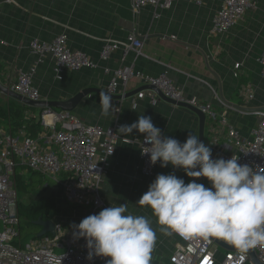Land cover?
<instances>
[{
    "label": "crops",
    "instance_id": "crops-1",
    "mask_svg": "<svg viewBox=\"0 0 264 264\" xmlns=\"http://www.w3.org/2000/svg\"><path fill=\"white\" fill-rule=\"evenodd\" d=\"M250 1L252 6L236 26L212 35V17L219 4L211 1L197 5L177 0L166 9L144 6L135 12L132 0H0V106L5 108L15 99L4 92L7 83L36 62L31 78L41 100H70L89 88L91 92L71 110L80 120L103 127L117 123L118 129L135 122L139 115H147L164 135L183 142L190 133L197 135L198 130L196 115L187 109L163 100L152 104L148 97L132 95L120 98L118 115L111 111L104 115L99 94L105 91L114 69L129 65L143 74L166 72L186 95L211 103L216 112L227 110L221 102L243 104L238 95L240 84H251L255 91L248 103L251 108L264 106V78L257 62L264 50V0ZM132 32L143 41L140 52L124 53L118 48L107 59L100 58L105 42H123ZM61 34L71 49L85 52L95 66L63 70L61 78H56L52 56L39 59L30 52L31 39L49 42ZM236 62L240 63L238 77L233 76ZM141 86V80L132 77L125 87L126 94ZM229 119L238 127L244 122L240 130L244 135L248 133L250 123L244 117L231 113ZM117 129L115 150L107 160L100 187L106 207L127 203L129 208L136 203L138 192L147 191L146 186L138 185L139 178L147 180L154 174L172 171L185 174L171 165L161 168L158 162L153 175L143 176L137 139L144 134L133 130L122 136ZM68 205L75 215L71 224L103 209ZM167 236L172 252L173 237Z\"/></svg>",
    "mask_w": 264,
    "mask_h": 264
},
{
    "label": "built area",
    "instance_id": "built-area-1",
    "mask_svg": "<svg viewBox=\"0 0 264 264\" xmlns=\"http://www.w3.org/2000/svg\"><path fill=\"white\" fill-rule=\"evenodd\" d=\"M177 0H132V9L136 12L144 6L159 9L169 8ZM197 5L207 1L219 4L212 17L211 34H220L238 24L245 11L252 6L250 0H188ZM143 41L135 32L128 34L123 42L107 41L100 51V58L105 60L111 53L121 48L140 52ZM31 53L39 59L46 55L54 60L53 71L56 78H61L63 70H79L94 67L95 62L83 51L73 50L67 44L65 35H58L49 42L31 39L28 43ZM39 61V60H38ZM257 62L260 75L264 78V50ZM239 62L234 64L233 76L238 77ZM33 63L29 71H19L6 88L30 100H41L39 91L32 84ZM132 77H138L143 85L156 87L166 98L201 110L205 115L204 136L206 145L211 147L213 158L239 157V163L251 167H264V109L251 108L248 103L254 98L251 84H240L238 95L242 99L238 109L223 102L226 111L216 112L212 104L194 96H188L167 75L143 74L132 66L123 65L111 72L105 91L112 95H123L125 87ZM121 89V90H119ZM137 98L148 97L152 104L161 99L152 89L138 91ZM113 115L120 112V99L113 98ZM38 119L42 130L37 136H30L23 129L12 134L0 126V264H106L108 257L92 256L84 238L74 236L73 224L68 226L53 220L54 234H45L23 244L19 235L17 215L18 191L12 180L14 168L24 166L26 170L39 172L60 188L62 198L67 204H74L94 209L104 207L100 187L102 175L116 143L118 124L100 126L80 120L71 110H54L41 107ZM241 117H253L254 122L244 135L237 123L230 121L229 114ZM140 157V172L143 176L153 175L157 164L150 163L144 145V135L137 139ZM158 163V162H157ZM210 187V182L205 177ZM24 194V193H22ZM31 194V193H30ZM78 224V223H75ZM173 247L167 264H239L238 250L228 249L212 238L198 236L185 238L172 233ZM217 239V238H216ZM219 240V239H218ZM221 241V240H220ZM223 242V241H222ZM225 243V242H223ZM226 244V243H225ZM219 247L224 252L219 251ZM256 258L264 263V249H252ZM244 264H253L250 253L246 254Z\"/></svg>",
    "mask_w": 264,
    "mask_h": 264
},
{
    "label": "clouds",
    "instance_id": "clouds-1",
    "mask_svg": "<svg viewBox=\"0 0 264 264\" xmlns=\"http://www.w3.org/2000/svg\"><path fill=\"white\" fill-rule=\"evenodd\" d=\"M102 112L113 107L112 96L101 91ZM123 136L133 130L144 134L143 154L161 168L182 169L188 177H205L210 187L175 174L158 173L136 203L151 208L156 222L167 234L217 238L240 253L244 264L249 250L264 249V167L239 163L238 156L213 158L211 147L190 133L186 140L166 136L151 116L139 115L118 129ZM74 236L84 238L93 255L108 257L106 264H151L156 231L151 221L133 215L127 203L103 208L73 224Z\"/></svg>",
    "mask_w": 264,
    "mask_h": 264
},
{
    "label": "trees",
    "instance_id": "trees-1",
    "mask_svg": "<svg viewBox=\"0 0 264 264\" xmlns=\"http://www.w3.org/2000/svg\"><path fill=\"white\" fill-rule=\"evenodd\" d=\"M42 109L41 107L28 105L16 99H11L5 108L0 106V126L12 134L23 129L30 136H37L42 130V126L38 119V114ZM52 109L60 110L59 108ZM27 112H30L31 115H27ZM22 171H24V166L17 165L12 175V180L19 193L30 194L50 180L33 170H26L25 173ZM58 189L60 190V188ZM55 211L56 201L50 196H40L35 202L26 204L18 201L17 215L19 218V235L22 230V221L30 224L38 218L52 220Z\"/></svg>",
    "mask_w": 264,
    "mask_h": 264
},
{
    "label": "rangeland",
    "instance_id": "rangeland-1",
    "mask_svg": "<svg viewBox=\"0 0 264 264\" xmlns=\"http://www.w3.org/2000/svg\"><path fill=\"white\" fill-rule=\"evenodd\" d=\"M245 121L248 120L250 123L247 127L250 128V126L254 122L253 117L245 116ZM245 123L242 122V124L239 125L240 127H244ZM241 129V128H240ZM205 140V144H206ZM157 174H154L151 178L147 180L138 179V185L146 186V189H148L149 184L155 179ZM179 177L184 178L185 182L187 183L190 177H188L186 174H176ZM197 182L205 184L206 187H208V184L205 180L197 179ZM101 192V190H100ZM142 193L138 192L137 195V201L141 197ZM40 196H50L55 199L56 201V211L52 216V220H56L64 224L65 226H68L71 224L72 221L75 220L74 211L71 208V205L65 204L62 201V196L59 194V189L55 186L54 182L49 180L47 181L43 186H40L38 189H36L31 194H22L18 193V200L23 203H30L35 202L38 197ZM70 207V208H69ZM104 206L103 208H105ZM75 208V207H72ZM129 212H131L133 215H142L148 218L151 221V225L153 229L156 231L157 239L156 243L152 252V262L151 264H163L166 260L169 259L171 252V241L168 238V234L164 231H161V227L156 222V217L153 215V212L150 207L148 206H141L138 203H132L131 206L128 208ZM77 218V217H76ZM22 230L20 233V240L23 244L29 242L31 239L36 236V233L39 231L40 227L33 223V221L30 224H27L25 222H21ZM173 245V244H172ZM220 252H224V249L222 247H219Z\"/></svg>",
    "mask_w": 264,
    "mask_h": 264
},
{
    "label": "water",
    "instance_id": "water-1",
    "mask_svg": "<svg viewBox=\"0 0 264 264\" xmlns=\"http://www.w3.org/2000/svg\"><path fill=\"white\" fill-rule=\"evenodd\" d=\"M143 89H152L158 94V96L160 97L161 100H163V101H165L167 103H170L172 105H175V106H178V107H181V108H185L188 111H190L193 114H195L196 117H197V121H198L197 136H199V138L203 142H205V136H204L205 115H204V113L201 110H199L197 108H194L192 106H189V105H186V104H183V103H176V102L166 98L154 86L143 85V86L137 88L136 90H134L133 92H130L128 94L125 93L123 95H120V94L112 95V98L120 99V98H124V97H128V96H132V95H135L138 91L143 90ZM3 90L7 94H9L11 97H13V98L25 103V104L36 106V107L59 108L61 110H72L84 96L88 95L91 92V89L84 88L81 91H79L74 97H72L70 100H60V101H57V100H55V101L38 100V101H34V100H30V99H28V98H26V97H24V96H22V95H20L18 93H15V92L9 90L6 87H4ZM225 103L227 105H229V106H232V107H235V108H238V109H247L246 107H243V106H241L239 104H235V103H232V102L226 101ZM257 109H264V106L259 107ZM1 171H2V167H1V164H0V172ZM190 180H197V178L190 177L189 181ZM62 201L64 203H66L63 198H62ZM33 223L40 227L39 231L36 233L35 238H41L45 234H54L55 233V224H54L53 220H51V219L38 218L37 220L33 221ZM214 240L216 242H218L219 244L225 246L228 249L235 250V248L228 246L227 244L223 243L222 241H220V240H218L216 238H214ZM249 253H250L251 257H252V263L253 264H264V263H261L256 258V256L254 255L252 250H249Z\"/></svg>",
    "mask_w": 264,
    "mask_h": 264
},
{
    "label": "snow or ice",
    "instance_id": "snow-or-ice-1",
    "mask_svg": "<svg viewBox=\"0 0 264 264\" xmlns=\"http://www.w3.org/2000/svg\"><path fill=\"white\" fill-rule=\"evenodd\" d=\"M205 264H206V261H205Z\"/></svg>",
    "mask_w": 264,
    "mask_h": 264
}]
</instances>
